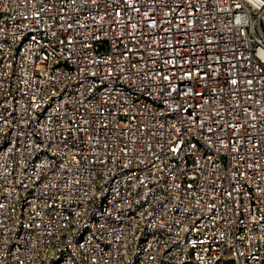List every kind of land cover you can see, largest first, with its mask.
Wrapping results in <instances>:
<instances>
[{"label": "built area", "instance_id": "built-area-1", "mask_svg": "<svg viewBox=\"0 0 264 264\" xmlns=\"http://www.w3.org/2000/svg\"><path fill=\"white\" fill-rule=\"evenodd\" d=\"M0 264H264V0H0Z\"/></svg>", "mask_w": 264, "mask_h": 264}]
</instances>
